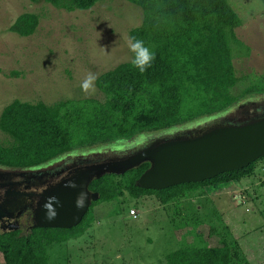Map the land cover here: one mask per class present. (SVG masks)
I'll use <instances>...</instances> for the list:
<instances>
[{
  "label": "trees",
  "instance_id": "16d2710c",
  "mask_svg": "<svg viewBox=\"0 0 264 264\" xmlns=\"http://www.w3.org/2000/svg\"><path fill=\"white\" fill-rule=\"evenodd\" d=\"M29 1H44L71 12L90 10L100 0ZM125 1L142 10V22L129 31V38L142 40L155 54L151 65L141 72L132 64L133 53L130 61L100 74L94 84L103 99H68L50 105L14 100L6 105L0 113V131L8 140L0 143V168L35 169L78 148L127 145L126 141L131 139L140 142L136 139L184 127L206 117L207 120L243 99L264 95V69L256 80L235 92L240 79L234 70L231 44L238 42L234 31L242 21L228 0ZM38 20L35 14L23 13L9 31L22 38L29 37L34 34ZM262 161L264 157L237 171L163 190H144L135 185L148 169V163L120 176L105 175L89 185V190L97 192L99 199L76 227L0 233L3 263L51 264L50 249L90 228L94 221L92 209L101 203L115 201L121 209L127 197L138 201L155 196L161 205H168L196 195L195 198L202 200L198 210L197 205L185 203L186 215L183 208L182 214L176 211L178 217L171 219L172 228L191 225L196 229L208 225V235L217 245L208 244L196 230L195 242L177 241L178 246L158 263L250 264L228 225L220 228L212 225L209 208L204 207L210 202L208 188L238 183L252 176ZM175 220L179 221L175 223Z\"/></svg>",
  "mask_w": 264,
  "mask_h": 264
},
{
  "label": "rangeland",
  "instance_id": "374dc122",
  "mask_svg": "<svg viewBox=\"0 0 264 264\" xmlns=\"http://www.w3.org/2000/svg\"><path fill=\"white\" fill-rule=\"evenodd\" d=\"M228 3L242 21L234 31L238 42L231 44L234 70L240 79L237 92L256 80L264 69V0ZM23 13L35 14L39 19L34 34L26 38L9 31ZM141 22L142 10L125 0H100L90 10L71 12L44 1L0 0V113L14 100L50 105L68 99H103L95 84V91L88 93L81 84L89 72L98 77L132 59L129 31ZM6 140L8 137L0 131V143ZM132 142L126 141L128 146L116 145L130 147ZM105 148L112 146L74 151L86 154ZM207 195L210 202L204 209L209 208L212 225H228L247 261L264 264V161L256 165L252 176L238 183L210 187ZM195 196L168 205H161L155 196L138 201L127 197L121 209L115 201L101 203L92 209L94 221L90 228L50 249V263L159 264L158 260L178 246L177 241L195 242L196 230L208 244L217 245L208 235V225L172 228L171 219L178 217L176 211L183 208L186 215L185 203L197 205L198 210L202 200ZM130 210L135 211L136 218L129 215ZM0 264H4L1 255Z\"/></svg>",
  "mask_w": 264,
  "mask_h": 264
},
{
  "label": "water",
  "instance_id": "95a60500",
  "mask_svg": "<svg viewBox=\"0 0 264 264\" xmlns=\"http://www.w3.org/2000/svg\"><path fill=\"white\" fill-rule=\"evenodd\" d=\"M245 106L250 113L240 114L237 122L200 121L176 134L151 135L125 153L89 154L54 173L0 168V233L23 230L20 219L26 213L29 230L72 229L99 199L89 190L93 180L123 175L143 163L149 167L135 185L144 190L199 183L246 168L264 157V95L238 103L237 113Z\"/></svg>",
  "mask_w": 264,
  "mask_h": 264
},
{
  "label": "flooded vegetation",
  "instance_id": "af4514ba",
  "mask_svg": "<svg viewBox=\"0 0 264 264\" xmlns=\"http://www.w3.org/2000/svg\"><path fill=\"white\" fill-rule=\"evenodd\" d=\"M232 109H234V110H232ZM241 109L242 110H240L239 113H237V104H236L235 106H233V107H231L229 109V110H232L233 113H230V112L228 113V110H227L224 113H221V114H218V115H216L214 117L208 118L207 120L221 121L223 119H228V120H232V121L237 122V120L241 118L240 114H244V116H246L245 114L250 113V111H249L250 107L249 106H245L244 108H241ZM207 120H203V121H207ZM203 121H201V122H203ZM196 123H198V122H196ZM191 126H193V125H191ZM185 128H188V127L176 128V129H173L171 131H167V132H164V133H161V134H164V136H167V135H170V134H176L179 131L184 130ZM150 136H143L141 138L136 139V140H140V142L134 141L130 145V147H126V146L124 147L123 145L116 146V147L112 146L111 149L110 148H105V149H100L99 151L102 152L103 154H118V153L121 154V152L125 153L128 150L132 149L134 146H136V144H138V143L139 144L147 143V141L150 140ZM126 149H128V150L125 151ZM122 150H124V151H122ZM99 151H95V152L98 153ZM95 152H87L86 154H83V153H79V152H76V151H71V152H69L67 154H64L62 156H59L58 158H56V159L44 164L43 166L35 168V169H40L43 172L54 173V172H57V171L61 170L62 168L66 167V166H71V165L78 164L79 161L85 160L84 158L90 157L89 154H92V153H95ZM20 222H21V224L23 226V230H26V229L29 230L28 227L31 224V221H30V216L27 215V213L20 219Z\"/></svg>",
  "mask_w": 264,
  "mask_h": 264
},
{
  "label": "clouds",
  "instance_id": "9594fccd",
  "mask_svg": "<svg viewBox=\"0 0 264 264\" xmlns=\"http://www.w3.org/2000/svg\"><path fill=\"white\" fill-rule=\"evenodd\" d=\"M128 47L130 51L134 53L132 64L141 72L146 70V68L149 67L151 65V62L155 59V54L144 46V42L142 40L131 37L128 39ZM96 79L97 77L95 76V74L89 72L81 84L82 90L85 93H88L90 91L94 92V83Z\"/></svg>",
  "mask_w": 264,
  "mask_h": 264
},
{
  "label": "built area",
  "instance_id": "2783aa9c",
  "mask_svg": "<svg viewBox=\"0 0 264 264\" xmlns=\"http://www.w3.org/2000/svg\"><path fill=\"white\" fill-rule=\"evenodd\" d=\"M129 215H130L132 218H136V217H137V215L135 214V211H134V210H130Z\"/></svg>",
  "mask_w": 264,
  "mask_h": 264
}]
</instances>
